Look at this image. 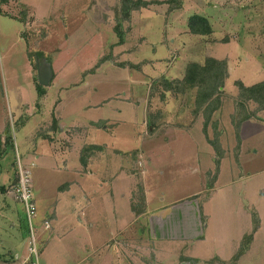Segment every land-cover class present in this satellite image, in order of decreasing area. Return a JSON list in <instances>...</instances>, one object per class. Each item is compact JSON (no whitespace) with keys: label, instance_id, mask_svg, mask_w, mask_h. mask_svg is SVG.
<instances>
[{"label":"rangeland","instance_id":"rangeland-1","mask_svg":"<svg viewBox=\"0 0 264 264\" xmlns=\"http://www.w3.org/2000/svg\"><path fill=\"white\" fill-rule=\"evenodd\" d=\"M117 3L0 0V138L12 140L0 139V168L10 174L6 190L17 156L30 171L39 264H264V109L243 135L235 128V83L264 80V0H178L173 11L152 4L121 22V46ZM193 16L206 18L211 34L189 33ZM207 57L228 68L216 128L207 129L218 152L202 118L193 122L192 92L147 106L153 79H180ZM38 63L51 68L46 86ZM11 204L0 210V253L27 233L21 204ZM54 210L58 229L41 245L42 219ZM252 212L259 230L233 263Z\"/></svg>","mask_w":264,"mask_h":264},{"label":"trees","instance_id":"trees-1","mask_svg":"<svg viewBox=\"0 0 264 264\" xmlns=\"http://www.w3.org/2000/svg\"><path fill=\"white\" fill-rule=\"evenodd\" d=\"M152 4H168L169 11L180 8L178 0H164V1H142V0H118L117 6L114 8V13L118 19L114 26V31L118 38V42L115 45H120L123 42V31L121 29V22L128 21L131 17V13L141 8H146ZM188 31L193 35H209L212 30L211 27L203 17L193 16L188 19L187 22ZM122 68L125 64L120 63ZM128 66L133 67L131 64ZM227 63L225 60H219L211 57H207L202 63H189L186 65L183 75L180 79L167 80L165 78L153 79L149 85L148 105H150L151 99H158L163 101L166 93H169L174 99L178 97L186 96L189 93H193V109L192 116L193 122L201 117L202 118V130L207 141L218 152L219 147L216 138L213 140L207 136V128L210 126L215 130L216 122H212V116L220 110L221 106V94L223 92L224 80L228 74ZM239 90V94L235 100V104L238 109L239 118L235 122V128L238 131L242 122L247 121L255 116L257 112L264 109V80L249 87L243 86L241 82L235 83ZM38 97L42 96V92L36 86ZM252 103L256 105L254 111L248 110V104ZM157 110L149 114V122L147 128L153 130L158 125L156 121L160 116L156 113ZM54 126V122L51 125V129ZM215 134H217L215 132ZM41 138H45V134ZM45 136V137H44ZM5 146H11L12 140L6 136L4 140ZM16 178L13 180L15 183ZM4 189L3 187H1ZM60 189V187H59ZM259 228V220L257 215L252 212L251 214V229L250 232L245 234L239 242L238 249L231 261L236 263L238 259L248 250L249 245L253 240V236Z\"/></svg>","mask_w":264,"mask_h":264},{"label":"crops","instance_id":"crops-1","mask_svg":"<svg viewBox=\"0 0 264 264\" xmlns=\"http://www.w3.org/2000/svg\"><path fill=\"white\" fill-rule=\"evenodd\" d=\"M29 21L30 22L36 21V18L34 17V13L30 17V20ZM126 22H128V21H126ZM24 23L27 24L28 22H24ZM124 35H125V33H124ZM124 35H123V39H124ZM123 43H124V41L119 46H121ZM122 64H125L124 67H126V66L129 65V63H125V62H122ZM124 67H122V68H124ZM196 120H198V118ZM245 122H247V121H244V122H242L240 124L239 130H238V133L239 134H240L241 129H242V135L244 134L245 131H248V126L245 124ZM59 127H60L59 128L60 129V132L62 134L63 131H64V129L61 128V126H59ZM260 130H263V128H260ZM6 135H7V133H4V137ZM45 135H46V137L44 136L45 137L44 139L47 138L49 140V143L50 142L52 143V142H54L56 140V137L54 135H49V134H45ZM207 136H208V133H207ZM249 136L250 135H248V137H247V135H246V136H244V138H249ZM4 137L3 138H0L1 141L4 139ZM36 150H37V148H32V152L36 153ZM137 160L138 161L136 162V164H138V163L140 164V157H137ZM32 165L33 164L31 163L30 166H32ZM0 171H1L0 172V177H1V179H0V191H1L0 192V210H4L5 209V210H8V211H11L12 210V204H11L12 196L10 194V190H6V186L8 185L7 184L8 183L7 180L9 179L8 177H10V174L4 168L3 169L0 168ZM12 182H13V180H12ZM1 187H3L4 189H2ZM73 198H75V196H73L72 199ZM145 212H147V203H146V201H143L142 202V212L140 213V215H143ZM258 220H259V218H258ZM44 221L47 222L48 227L47 228H44V233L42 234V237L39 238V240L41 241V245L44 244V243L46 244L48 242V239H52V237L55 235V232L58 229L57 228L58 215H57L56 210H54L52 212V214H46V215H44V217L42 219V223ZM259 227H260V220H259ZM50 230H52V231H50ZM258 230H259V228H258ZM23 234H24V236H23ZM26 234L27 233H26L25 230H23V233L22 234L19 232L18 233V236L19 237H18L17 241L15 242V245L12 247V245H13L12 244L11 247H10V249H7L6 251H3V252L0 253V264H27V263H24L23 262L24 261V258H25V254H24L25 250H24V247L26 249ZM181 234H183L182 233V230H181ZM253 238H254V236H253ZM177 239L178 240L179 239H182V237H180V235H178ZM23 240L25 242L24 243V247H23ZM44 247H45V245H44ZM44 247L41 248V252H42V250L44 251ZM87 252H89V247L86 250H84V254H87ZM85 258L86 257H84V259Z\"/></svg>","mask_w":264,"mask_h":264},{"label":"built area","instance_id":"built-area-1","mask_svg":"<svg viewBox=\"0 0 264 264\" xmlns=\"http://www.w3.org/2000/svg\"><path fill=\"white\" fill-rule=\"evenodd\" d=\"M15 173L16 180L10 189V194L15 201L21 204L27 225L26 254L23 262L27 264H39L40 249L33 227L36 209L31 195L30 171L26 166L21 164L18 156L15 160ZM43 226L44 228L48 227L46 221L43 222Z\"/></svg>","mask_w":264,"mask_h":264},{"label":"water","instance_id":"water-1","mask_svg":"<svg viewBox=\"0 0 264 264\" xmlns=\"http://www.w3.org/2000/svg\"><path fill=\"white\" fill-rule=\"evenodd\" d=\"M53 77L51 68L47 63H38L36 66V78L37 83L40 86H46L49 84Z\"/></svg>","mask_w":264,"mask_h":264}]
</instances>
